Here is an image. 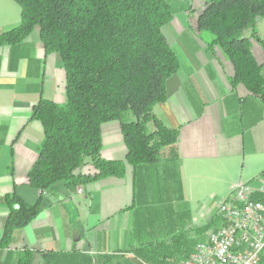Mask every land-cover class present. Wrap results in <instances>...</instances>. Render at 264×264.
Segmentation results:
<instances>
[{"label":"crops","instance_id":"crops-1","mask_svg":"<svg viewBox=\"0 0 264 264\" xmlns=\"http://www.w3.org/2000/svg\"><path fill=\"white\" fill-rule=\"evenodd\" d=\"M205 1L194 0L192 9ZM188 12L175 11L164 28L179 69L166 80L165 101L153 107L166 127L177 130L174 149L165 147L161 157V175L173 189L160 198H141L134 208L129 165L123 177L89 181L72 191L58 182L40 193L26 183L43 137L41 124L31 119L32 107L41 98L63 102L65 74L59 56L45 52L37 28L18 44L0 45V239L8 213L5 195L15 193L28 204L42 200L37 216L0 249V264H19L25 251L32 253L30 264H39L49 251L80 253L98 264L96 256L131 258L142 245L160 246L180 263L204 239L231 187L264 172V105L241 84L230 83L233 68L219 48L211 50L209 38L197 37L196 20L180 21ZM19 22V6L0 0V33ZM254 44L253 54L262 62ZM125 153L120 122L102 124L101 157L123 160ZM81 171L92 173L93 167ZM150 174L142 181L153 188Z\"/></svg>","mask_w":264,"mask_h":264},{"label":"trees","instance_id":"trees-1","mask_svg":"<svg viewBox=\"0 0 264 264\" xmlns=\"http://www.w3.org/2000/svg\"><path fill=\"white\" fill-rule=\"evenodd\" d=\"M13 1L20 8V22L0 33V45L18 44L37 28L45 52L59 56L65 74V100L41 98L32 107L31 119L41 124L43 137L26 183L40 193L58 182L72 191L89 181L123 177L129 165L131 207L139 206L141 198L165 196L171 186L161 175L162 150L173 148L177 130L166 127L153 114V107L165 101L166 80L179 69L177 53L164 33L174 18L176 0ZM193 11L198 32L209 35L207 46L219 48L230 62V83L241 84L264 105V36L257 31L258 21L264 18V0H206ZM254 42L262 50V62L253 54ZM113 120L121 125L123 160L100 155L101 126ZM87 164L92 173L81 171ZM152 172L153 188L142 181ZM256 178L264 179V172ZM3 201L8 213L0 249L9 246L13 232L30 223L42 206L40 197L28 204L15 193L5 195ZM217 222L216 217L206 229ZM170 255L160 246L142 245L131 258L99 255L95 262L179 264ZM31 261L32 253L25 251L19 264ZM71 261L92 264L89 256L53 251L43 253L39 264Z\"/></svg>","mask_w":264,"mask_h":264},{"label":"built area","instance_id":"built-area-1","mask_svg":"<svg viewBox=\"0 0 264 264\" xmlns=\"http://www.w3.org/2000/svg\"><path fill=\"white\" fill-rule=\"evenodd\" d=\"M218 222L179 264H262L264 179L237 181L217 204Z\"/></svg>","mask_w":264,"mask_h":264},{"label":"rangeland","instance_id":"rangeland-1","mask_svg":"<svg viewBox=\"0 0 264 264\" xmlns=\"http://www.w3.org/2000/svg\"><path fill=\"white\" fill-rule=\"evenodd\" d=\"M193 4L195 5V2H194V0H176V1H174L173 2V7H174V11H177V13H184V12H188V10L190 11V15L188 14V16H185L184 15V17H185V19L184 20H182V19H180V21H187L188 22V20L189 19H191L192 21L193 20H195L196 19V12L194 13V11H193V9H192V6H193ZM203 5V4H202ZM202 5H200V6H197L196 7V9H200V7L202 6ZM176 14V13H175ZM188 32V31H187ZM258 33H259V35L261 36V37H263L262 35H263V33H264V18H261L260 19V23H259V29H258ZM197 37H200V38H202L204 41H206L208 38H209V35L207 34V33H205V32H199L198 34H197ZM178 41L176 40V43H177ZM254 45H258L257 43L256 44H254ZM260 48V46L258 45V46H256V48ZM170 188H168V189H166L164 192H165V196L166 195H168V191H170V190H172L173 188H172V184H170Z\"/></svg>","mask_w":264,"mask_h":264}]
</instances>
